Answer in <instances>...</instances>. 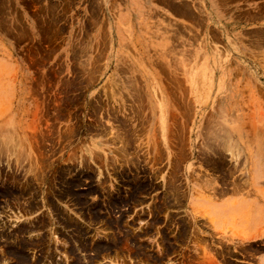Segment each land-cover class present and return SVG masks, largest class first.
<instances>
[{"label":"rangeland","instance_id":"1","mask_svg":"<svg viewBox=\"0 0 264 264\" xmlns=\"http://www.w3.org/2000/svg\"><path fill=\"white\" fill-rule=\"evenodd\" d=\"M261 208L264 0H0V264H255Z\"/></svg>","mask_w":264,"mask_h":264},{"label":"crops","instance_id":"2","mask_svg":"<svg viewBox=\"0 0 264 264\" xmlns=\"http://www.w3.org/2000/svg\"><path fill=\"white\" fill-rule=\"evenodd\" d=\"M263 210L264 215V208H261ZM213 219V218H212ZM214 225V226H213ZM212 226L218 230L224 240H226L227 233H231L230 235L233 238H230L234 241L235 244H243L247 245L252 242H257L259 246L258 254H256V262L255 264H264V225L262 227H251L250 224L246 223L244 219H239L237 221H230L229 225H222L220 222L215 221V224ZM231 227L232 231L227 232V228ZM230 242V241H228ZM233 243V242H232ZM243 263H252L250 260H243ZM213 264V263H210Z\"/></svg>","mask_w":264,"mask_h":264},{"label":"bare ground","instance_id":"3","mask_svg":"<svg viewBox=\"0 0 264 264\" xmlns=\"http://www.w3.org/2000/svg\"><path fill=\"white\" fill-rule=\"evenodd\" d=\"M190 8V7H189ZM126 141V140H125ZM64 173V172H63ZM68 174H69V172H68ZM8 186V185H7ZM10 190V189H9ZM177 191V190H176ZM14 194V193H13ZM15 195V194H14ZM16 196V195H15ZM17 197V196H16ZM118 199H120V198H118ZM121 208V207H120ZM90 211V210H89ZM263 213V212H262ZM94 218V217H93ZM46 221V220H45ZM70 221V220H69ZM112 222V221H111ZM76 223V222H75ZM66 224V223H65ZM112 224V223H111ZM34 226V225H33ZM75 226V225H74ZM114 226V225H113ZM37 227V226H36ZM37 229V228H36ZM38 229H41V228H38ZM2 230V229H1ZM0 230V231H1ZM75 231V230H74ZM77 232H79L78 230H77ZM76 232V233H77ZM24 233V232H23ZM78 235V234H77ZM73 236V235H72ZM83 236V235H82ZM129 238V237H128ZM1 239V238H0ZM11 239V238H10ZM41 239V238H40ZM42 240V239H41ZM43 241V240H42ZM129 241V240H128ZM135 241V240H134ZM40 242V241H39ZM136 242V241H135ZM41 243V242H40ZM137 243V242H136ZM119 245V244H118ZM19 246V245H18ZM145 246V245H144ZM73 247V246H72ZM137 247V246H136ZM142 249V248H141ZM144 249V248H143ZM113 251V250H112ZM6 253V252H5ZM11 257V256H10ZM13 258V257H12ZM4 261V260H3Z\"/></svg>","mask_w":264,"mask_h":264}]
</instances>
